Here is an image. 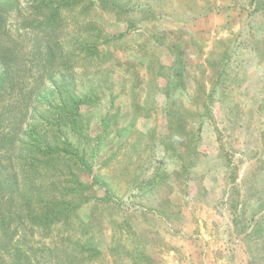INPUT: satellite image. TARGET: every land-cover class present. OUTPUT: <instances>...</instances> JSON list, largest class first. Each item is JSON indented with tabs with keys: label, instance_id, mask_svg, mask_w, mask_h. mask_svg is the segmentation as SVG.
<instances>
[{
	"label": "rangeland",
	"instance_id": "rangeland-1",
	"mask_svg": "<svg viewBox=\"0 0 264 264\" xmlns=\"http://www.w3.org/2000/svg\"><path fill=\"white\" fill-rule=\"evenodd\" d=\"M0 13V264H264V0ZM29 130L69 146L12 201Z\"/></svg>",
	"mask_w": 264,
	"mask_h": 264
},
{
	"label": "trees",
	"instance_id": "trees-1",
	"mask_svg": "<svg viewBox=\"0 0 264 264\" xmlns=\"http://www.w3.org/2000/svg\"><path fill=\"white\" fill-rule=\"evenodd\" d=\"M1 18L2 15L0 13V23H1ZM8 56V51L6 50V48L0 43V63H5V60ZM3 77L2 74L0 75V87L1 84L3 83ZM73 102L75 103V105H72L71 110L66 111V108H64L62 105L58 106V111H61V113L63 112V115L69 120L71 121L74 125L77 123V107H79V103L81 104L83 101L79 100H73ZM73 125V126H74ZM29 135L30 137H34L33 139H26V141H23L20 145L21 147V155H23V157L18 159V166L20 168V171L17 172L15 174V178H12L11 180L7 181L4 184V188L6 185V191L10 192V194L14 195L15 192L16 194L14 196H11L12 201L17 199V195L21 194L22 191H28L26 189L27 185H30L29 188H32L33 190V180L32 178H30L26 171V168H29V172H31L33 170V168H35V163L36 160L38 158L42 159H49V160H56L55 157L64 154L65 152H67L68 146H64L65 148L63 149H57L54 148V146L52 144H48V143H43L42 141L39 140V138L41 137V135L35 131L29 130L28 132H25V135ZM29 140V141H28ZM30 179V180H29ZM1 188V187H0ZM30 190V189H29ZM23 194V193H22ZM24 203L27 205L29 202V197L27 196ZM30 205V204H29ZM14 206L13 204L11 205L10 209V215H8V217H6V215H3L2 217L7 220H13L12 216L14 214L13 210H14ZM27 219L33 222H41L44 226L48 225V223H53L54 221H56L55 218L53 217H48L45 219H41V217L39 216H35L31 211H28L27 213ZM18 217V216H16ZM20 220V217H18ZM10 226L8 224L5 223H1L0 221V232L4 231V233H9L10 231Z\"/></svg>",
	"mask_w": 264,
	"mask_h": 264
}]
</instances>
